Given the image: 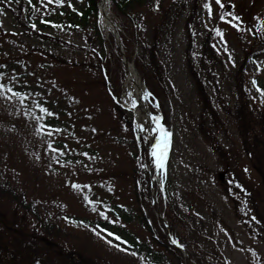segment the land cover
<instances>
[{
  "label": "rangeland",
  "instance_id": "obj_1",
  "mask_svg": "<svg viewBox=\"0 0 264 264\" xmlns=\"http://www.w3.org/2000/svg\"><path fill=\"white\" fill-rule=\"evenodd\" d=\"M35 1V9L18 10L19 0H0V191L23 194L34 210L25 215L0 199L1 240L29 252L27 264H185L192 253L207 264H264V161L243 149L223 110L241 87L264 116L257 91L264 90V0H222V8L215 0H159L157 9L131 12L135 22L124 26L141 38L132 41L128 62L148 94L151 124L123 111L134 92L99 17L100 0L74 31L64 22L87 0ZM118 15L109 3L122 34ZM160 29L156 77L148 49ZM36 30L54 39H37ZM203 95L218 129L202 114ZM51 116L56 130L47 125ZM153 117L169 134L166 196L177 219L168 215L184 251L167 236L153 178L150 192L145 188ZM151 172L158 175L156 164Z\"/></svg>",
  "mask_w": 264,
  "mask_h": 264
},
{
  "label": "trees",
  "instance_id": "obj_2",
  "mask_svg": "<svg viewBox=\"0 0 264 264\" xmlns=\"http://www.w3.org/2000/svg\"><path fill=\"white\" fill-rule=\"evenodd\" d=\"M159 2H160L159 0H110V5L112 6L113 10L122 16L121 17L118 15L122 21V34L120 35V39L124 47L125 56L127 57L128 60H130L129 57H131L130 54L132 53L130 49V46L132 45V41L134 40L136 45H138V39L141 38V33H139V31L135 28L134 33L132 34L134 38L131 37L130 31L124 26L125 25L124 21L126 19H130L131 21L135 22L136 17H132L130 15L131 12L135 13V11L138 10V8H140L141 6H153L156 8L155 6L156 4L159 7V4H160ZM24 4L26 6L33 7L34 9L36 8L35 0H31V2H29V0H19L18 10H20L21 5L23 7ZM95 4H96V0H87L86 7L84 10H82V12L76 13L74 11L72 12V14H69V16H67L66 18L67 19L66 22H64L63 29L69 30V31L82 29L84 25L88 23L90 16L94 13ZM170 16L171 18L170 20H168V22H171L174 19L175 13L174 14L170 13ZM28 22L29 24L33 25L32 22L34 23V20L29 19ZM35 24L36 26H38L37 23ZM41 27L42 26H39V28ZM159 32H163V30L160 29L157 32L154 31L153 36L155 38L153 40V46L150 48V50L148 49L149 62L153 66V71H151V73L156 77L159 74L158 73L159 70H157V67L154 65V62L156 58L158 57V53H157L158 46H156V43H158L159 41L157 37ZM36 34H37L36 35L37 39H43L45 41H48V40L51 41L52 39H54L52 38L53 36L44 34L43 32H40L37 30H36ZM111 42L113 45H115L112 37H111ZM118 55L119 54L117 53V56ZM239 88H240L241 93L236 94V100L233 106L227 107L225 109L223 108V110L226 112V114H231V116L234 118L233 126L237 128V132H239V135L243 139V142H242L243 149L246 152H248L247 148L250 147L254 151V154H255L254 160L256 159L259 163H263L264 161V120H263L264 116L262 114V111L257 106L255 107L254 104L250 103L248 94H243L241 87ZM201 92L202 94L204 93L202 88H201ZM201 98L205 100V106L201 102L202 114L208 113V116L211 115L214 119L212 125L216 129H218V126L220 125L218 116L216 115V113H214L213 109L211 108L210 103L207 102L206 97L203 95V97L201 96ZM49 118L50 120L47 121V125L55 127V130H56V125H58V120H56V118L53 116ZM207 132L208 131L205 130L206 136H207ZM218 156L220 157V155ZM144 177H145V188L147 189L148 192H150L151 185H150L149 177L146 174V172L144 173ZM146 189L144 191H146ZM157 193L159 197H161L159 190ZM3 198L9 201V203L15 205L17 209L18 208L21 209L25 215H30L34 213L33 207L30 204L26 203L25 196L23 194L16 193L13 190H9V191L3 190V191H0V199L3 200ZM159 202H160V208L162 209V215L166 218L168 222V228L171 231V235L180 242L181 239H179L176 236L175 231H173L175 226L173 225V221L169 222L170 217L168 215V213L171 215L172 220L174 218L177 219L176 210L173 208L174 210L171 212L169 210V207L171 206L170 205L168 206L167 200L163 198H161ZM258 214H262L263 216L262 225H264V212L261 211V212H258ZM46 224H47L46 221H42L43 227ZM0 229H1V226H0ZM112 239L115 240L113 236H112ZM115 241L119 243L117 240ZM0 242H1L0 243V250H1L0 264H21V262H25L26 264L31 263L30 258L27 257L29 255V252H27L25 249L20 248L18 245L14 246L15 242H13L10 239L9 241H7V239L1 240V238H0ZM26 243H29V242H26ZM119 244L121 245V243ZM192 255L194 254L193 253L188 254L189 258L186 261V264H207L198 256L196 255L192 256ZM80 261H81V264H88V262L84 260H80ZM35 264H43V262H35Z\"/></svg>",
  "mask_w": 264,
  "mask_h": 264
},
{
  "label": "bare ground",
  "instance_id": "obj_3",
  "mask_svg": "<svg viewBox=\"0 0 264 264\" xmlns=\"http://www.w3.org/2000/svg\"><path fill=\"white\" fill-rule=\"evenodd\" d=\"M106 4H107V0H100L99 5H98V12H99V17L101 19L103 26L107 29V28H110L111 19L108 16ZM127 70H128L127 81L130 82L132 85L133 90L131 91L134 92V99L137 100V105L135 108H133L131 102L129 101H126L124 105L130 108V110L133 113L136 123L138 122L137 124H140L144 122V120L148 116L147 111L145 110V107H146L145 99L142 98L145 95L144 89H143V85L141 84V81L136 76L134 69L131 67V65L128 66ZM139 99H140V102H139ZM154 131H158V128L155 127ZM151 132H152V129H151ZM160 136L161 135L156 134L151 139V146H150L151 153L153 151V145L157 144V140ZM157 152H159V149H157Z\"/></svg>",
  "mask_w": 264,
  "mask_h": 264
},
{
  "label": "snow or ice",
  "instance_id": "obj_4",
  "mask_svg": "<svg viewBox=\"0 0 264 264\" xmlns=\"http://www.w3.org/2000/svg\"><path fill=\"white\" fill-rule=\"evenodd\" d=\"M29 2H31V0H29ZM52 2H55L57 4H60L63 2V0H49V3H52ZM216 4L219 5L221 8L223 7V4H222V0H215ZM203 7L208 11V15L211 16L212 15V8H211V5L209 3H205L203 5ZM2 11V10H0ZM230 15L228 13H222L219 17V19L221 21H225L229 24H232V21L231 20H227V16ZM239 18L238 17H233V20H238ZM234 27H238L237 25H234ZM217 31V34L218 35H221V33L219 32V30H216ZM253 85L255 86L256 85V81L253 80L252 81ZM4 88L3 85H0V90H2ZM8 91H12V89H8ZM257 91L258 92H261V94H264V90L260 89L259 87H257ZM13 95H20L19 93H16V92H13ZM147 95L148 94H145L142 98L146 99L147 98ZM131 104H132V107L135 108L136 105H137V100L136 99H132L131 101ZM41 111L43 112H46L47 109H44V108H41ZM51 114V113H49ZM153 120L154 122L157 123V128L158 130L160 131L161 133V136L158 138L157 140V144H154L153 145V151H152V155L157 157V167H162L163 166V158H164V153L166 151V148H167V136L169 135L167 132L164 131L162 125H159L158 121H159V118L158 117H153ZM93 131H95V129H93ZM157 149H159V152H157ZM73 187H79L78 185H75L73 184ZM101 215H103V213H101ZM109 236H114V238L116 240H121V237H119L118 235H115L114 233H108ZM173 244H177L178 246H181L179 244V241L178 240H173L172 241Z\"/></svg>",
  "mask_w": 264,
  "mask_h": 264
}]
</instances>
